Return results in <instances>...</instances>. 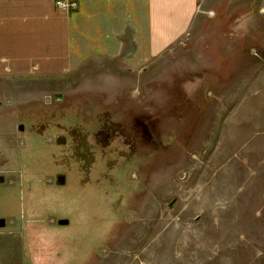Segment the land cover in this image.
I'll return each mask as SVG.
<instances>
[{
	"label": "rangeland",
	"instance_id": "1",
	"mask_svg": "<svg viewBox=\"0 0 264 264\" xmlns=\"http://www.w3.org/2000/svg\"><path fill=\"white\" fill-rule=\"evenodd\" d=\"M197 5L139 70L0 86V264H264V0Z\"/></svg>",
	"mask_w": 264,
	"mask_h": 264
},
{
	"label": "crops",
	"instance_id": "2",
	"mask_svg": "<svg viewBox=\"0 0 264 264\" xmlns=\"http://www.w3.org/2000/svg\"><path fill=\"white\" fill-rule=\"evenodd\" d=\"M197 2L75 0L67 11L56 0H0V86L51 84L97 59L139 70L187 32Z\"/></svg>",
	"mask_w": 264,
	"mask_h": 264
},
{
	"label": "water",
	"instance_id": "3",
	"mask_svg": "<svg viewBox=\"0 0 264 264\" xmlns=\"http://www.w3.org/2000/svg\"><path fill=\"white\" fill-rule=\"evenodd\" d=\"M21 126V125H20ZM21 128V127H20ZM64 141V139L62 137H58L57 142L58 143H62ZM56 181L59 184H63L64 181V176L63 175H57L56 177ZM3 182V177L2 175H0V183ZM57 223L60 225H65L68 223V219L67 218H59L57 219ZM1 226H5V219L3 217H0V227Z\"/></svg>",
	"mask_w": 264,
	"mask_h": 264
},
{
	"label": "built area",
	"instance_id": "4",
	"mask_svg": "<svg viewBox=\"0 0 264 264\" xmlns=\"http://www.w3.org/2000/svg\"><path fill=\"white\" fill-rule=\"evenodd\" d=\"M56 4L65 10L75 7V2L70 0H57Z\"/></svg>",
	"mask_w": 264,
	"mask_h": 264
}]
</instances>
